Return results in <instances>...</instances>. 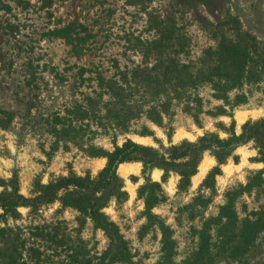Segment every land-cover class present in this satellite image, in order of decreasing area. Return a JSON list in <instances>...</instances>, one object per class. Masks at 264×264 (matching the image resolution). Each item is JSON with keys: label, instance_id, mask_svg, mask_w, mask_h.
I'll return each mask as SVG.
<instances>
[{"label": "rangeland", "instance_id": "obj_1", "mask_svg": "<svg viewBox=\"0 0 264 264\" xmlns=\"http://www.w3.org/2000/svg\"><path fill=\"white\" fill-rule=\"evenodd\" d=\"M0 1L14 8L9 13L0 10V110H9L13 115L7 127L5 120L0 119V192L12 190L17 184L18 193L26 197L37 182L46 184L69 176L96 179L106 165L105 157H91L86 151L90 142L106 149L112 147L111 135L102 133L94 121L83 117L80 109L87 107L84 95L97 81L88 80L95 76L90 69L102 70L103 75L109 76L116 72L111 65L114 58L121 68L143 59L139 41L147 42L154 35L147 16L149 9L154 8L162 19L169 18L181 28L187 50L177 56L180 60L197 61L202 50L217 44L220 30L230 37L234 26L264 41V0ZM228 15L236 18L235 25L217 24ZM7 23L19 24L18 31L7 30ZM69 23L92 30L93 49L88 53L74 56L70 44L49 32ZM179 41L183 43L182 39ZM81 68L88 70L83 77L79 74ZM245 89L250 90L247 103L235 108L231 116L202 112L200 123L196 124L192 114L183 111L179 104L173 106L174 115L164 120L163 127L151 126L152 136L129 133L118 135L116 140L121 144L124 137H129L163 151L183 140L196 142L207 132L226 137L233 120V130L238 134L245 121L264 117V82ZM199 93L204 99V110L220 103L210 96L208 88H200ZM137 137L147 140L139 142ZM256 158L261 157L252 141L236 146L221 164L212 149H205L196 174L203 162L207 169L198 181H194V174L185 190H178L180 176L174 170H169L162 180L161 167L154 166L144 173L141 161L120 163L117 182L127 196L121 203L111 197L103 211L124 234L131 260L114 264H200L193 261L199 231L207 219L218 215L221 205L232 203L238 229L245 218L253 219L264 209V162ZM121 164L132 165L126 175L118 170ZM214 166L219 167L218 173L202 185ZM146 178L160 182L166 196L152 212L172 229L171 256L162 250L158 229L140 228L146 217L137 190ZM200 195L201 200L194 202ZM202 201L206 203L203 205ZM17 211L20 215L16 218H0L1 226L12 228L9 243L20 252L16 264H76L71 252L94 264L106 247L107 239L101 230L77 210L61 208L59 201L39 205L35 210L20 206ZM217 228L213 223L214 256L209 264H264V228L236 259L219 252L214 235ZM231 239L238 241L236 230ZM29 247L38 253H28Z\"/></svg>", "mask_w": 264, "mask_h": 264}, {"label": "trees", "instance_id": "obj_2", "mask_svg": "<svg viewBox=\"0 0 264 264\" xmlns=\"http://www.w3.org/2000/svg\"><path fill=\"white\" fill-rule=\"evenodd\" d=\"M18 3L25 2L18 0ZM13 9L10 4L0 1V10L9 13ZM147 16L152 21L154 35L147 42L139 41L143 48V59L139 63L121 68L114 58L111 65L116 68V72L109 76L103 75L102 70L90 69L95 76L88 77V80L97 81L96 84H91L89 92L84 95L87 107L80 109L83 110V117L94 121L102 133L111 135L112 144L110 149H106L90 142L86 149L91 157L102 156L107 159L97 178L69 176L46 184L37 182L28 197L18 193L17 184H14L12 190L0 192V218L3 219L8 215L18 217L20 213L17 208L20 206L35 210L39 205L55 201L60 202L61 208L69 207L80 212L107 239L105 249L94 264L125 263L131 260L124 234L117 223L103 211L111 197L121 203L127 196L122 185L117 182L116 169L120 163L141 161L144 173L154 166L161 167L162 180L169 170H174L180 176L178 190H185L190 184V178L197 172L205 149H212L221 164L236 146L252 141L261 157L256 159L264 162V117L245 121L238 134L233 130V120L226 137L207 132L196 142L183 140L178 145L171 144L163 151L151 145L137 143L129 137H124L122 143H118V135L136 133L152 136L151 126L163 127L164 120L171 119L174 107L179 104L183 111L192 114L196 124L200 123L199 116L202 112L211 116H231L235 108L247 103L250 90L245 88L264 82V41L256 39L240 27L234 26L230 37L220 30L217 44L202 50L197 61L180 60L177 56L187 50L185 35L179 31L181 28L169 18L162 19L154 8L147 11ZM228 16L217 24L232 22L235 25L236 18ZM4 27L13 32L18 31L19 24L7 23ZM49 32L70 44L71 52L76 57L93 49L94 34L83 25L69 23ZM181 39L182 44L179 41ZM84 71L88 70L81 68L80 76ZM200 88H208L210 96L220 103L204 110ZM0 114V119L5 120L7 127L13 119L12 112L0 110ZM135 124L140 125L133 128L132 125ZM171 129L169 127L168 138L171 137ZM218 171L219 167L214 166L201 184L205 185ZM258 173H262V170ZM137 192L138 197L143 199V213L146 217V222L140 228L143 230L146 226H153L158 229L164 244L162 250L167 256H171L172 229L165 220L152 212L153 207L166 200L160 182L146 178ZM199 199L201 200V195L196 196L194 202H199ZM205 203L206 201H202L201 204ZM236 218L231 202L221 205L218 215L207 219L199 231L200 241L193 261L197 260L200 264L212 262L213 223L218 226L214 235L220 246L219 252H225L228 258L234 259L246 250L257 233L264 228V209L253 219L245 218L240 229L236 228ZM1 223L0 242L3 247H0V264H16L20 252L16 245L9 243L12 228L1 226ZM235 230L238 241L231 239ZM26 250L28 253H38L34 247ZM70 256L76 264H93L89 259L83 260L73 252Z\"/></svg>", "mask_w": 264, "mask_h": 264}, {"label": "bare ground", "instance_id": "obj_3", "mask_svg": "<svg viewBox=\"0 0 264 264\" xmlns=\"http://www.w3.org/2000/svg\"><path fill=\"white\" fill-rule=\"evenodd\" d=\"M137 139H138L137 141H139V142H146V140H147V138H141V137H139V138L137 137ZM130 166H132V165L121 164L119 166L118 170H119V172L122 175H126L129 172ZM206 169H207V163L206 162L201 163L200 166H199L198 173L194 176V181H198L203 176V174L205 173Z\"/></svg>", "mask_w": 264, "mask_h": 264}]
</instances>
